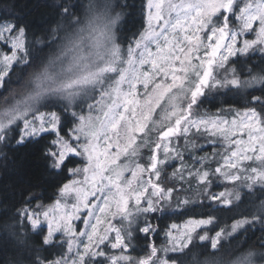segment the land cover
Returning a JSON list of instances; mask_svg holds the SVG:
<instances>
[{"label":"snow or ice","instance_id":"obj_1","mask_svg":"<svg viewBox=\"0 0 264 264\" xmlns=\"http://www.w3.org/2000/svg\"><path fill=\"white\" fill-rule=\"evenodd\" d=\"M249 53L264 65V0H0V264H264V67H227ZM233 88L242 110L201 111ZM237 184L259 195L219 228ZM241 230L259 242L225 258Z\"/></svg>","mask_w":264,"mask_h":264},{"label":"trees","instance_id":"obj_2","mask_svg":"<svg viewBox=\"0 0 264 264\" xmlns=\"http://www.w3.org/2000/svg\"><path fill=\"white\" fill-rule=\"evenodd\" d=\"M133 2V0H129V3ZM137 8H139L141 0H135ZM48 10L44 8L38 9L34 14L33 17H29V19H39L40 15L42 13H47ZM248 56H252L251 62H248ZM259 53H249L247 55H240L239 56V63L237 64H228L227 67L230 69L232 67H235L237 69V73L243 72L244 75L241 76V79L247 78V73L249 69L251 68L252 64L258 65V67L255 69V71H259L261 67H264V65H260L259 62ZM231 60H236V57H231ZM220 75L223 76V72H220ZM244 89H240L239 91L235 88L228 90V89H219L214 91L213 93L209 94V100L212 101L211 103L205 104L202 106L201 111H207L209 113H215L217 109L223 108V109H237L241 108L244 104ZM247 91H251V89H248ZM214 97V99H213ZM200 143L210 152L212 146L205 143V141L201 140ZM219 147V145L217 146ZM203 155V153H201ZM21 159H24L26 163H30V157L28 154L22 150L20 157ZM168 172H171V169H168ZM219 188L227 187V184L222 182L221 186H218ZM240 193L242 200L241 201H234V206L231 211H225L223 213H219V228H226L233 223L234 219H240L243 215L247 214V210L252 208V201L255 200L256 196L259 195V192L257 191L254 194H249L248 189L240 186ZM217 190V187H214L212 189L213 192ZM198 199V198H197ZM259 201L257 200L256 203ZM205 211L204 209H201L199 207L192 209L189 212H186L185 214H173L170 216H167L161 220H153V223L158 225L157 232L152 235L151 242L156 244L158 247L165 245L164 244V237H165V229L171 224L180 225L183 222H185L189 217L199 218L201 213ZM159 215V214H157ZM4 223V218H0V224ZM219 228L217 230H219ZM200 231V230H197ZM203 235L204 233L201 232ZM209 235H214L213 233H209ZM261 236V233L259 231L256 232L255 236L251 235V232L244 233L242 230L238 233L233 234L232 237L226 238L222 241L224 244V249H222L221 253L225 256V258H231L239 252L243 251L244 249L255 245L259 242V237ZM146 241L143 239L141 235V239L138 244L137 251H140V248L145 245ZM193 243L196 245L192 249L194 253H203V248L201 246L203 245H210V240L206 241H200L199 237H196ZM208 251H211L209 248ZM143 254V253H141ZM0 255H4L3 252H0ZM133 255H136V253H133ZM203 258V256H201Z\"/></svg>","mask_w":264,"mask_h":264},{"label":"rangeland","instance_id":"obj_3","mask_svg":"<svg viewBox=\"0 0 264 264\" xmlns=\"http://www.w3.org/2000/svg\"><path fill=\"white\" fill-rule=\"evenodd\" d=\"M249 38H254V36H250ZM141 91H143V89H141ZM227 110H228V109H225V111H227ZM215 113H216V112H215ZM234 114H235L234 112L231 113V114H229V115L227 116V118H228L229 120H231V119H232V116H233ZM156 118L158 119L159 116L157 115ZM244 139H247L246 134L244 135ZM224 183L227 184V187H224V188H223V187H222V188L217 187V190L215 191L216 193H219V192H221V191H225V190H231V189H233V187H234L233 184L228 183V182H224ZM218 184H219V186H221L222 182H218ZM240 186H241V185H239V184L236 185V187L238 188L239 191H240L239 188H241ZM240 192H241V191H240ZM132 206L134 207V202H133ZM112 210L115 211V205H114V204H113V208H112ZM249 210H250V209H248L247 212H248ZM82 215H83V213H82ZM93 222H94V221H93ZM73 223H74V225H75L78 229H81V228L84 227V224H83V222H82L81 220L73 221ZM113 223H118V218L115 219V220H113ZM184 224H185V222H183L182 224L178 225L179 227H178L177 229H173V230H172V231H173V234L179 236L180 233L184 231ZM105 226H106V225H105ZM230 227H231V226L229 225V226L227 227V229L230 230ZM197 230H200V229H197ZM234 234H235V233H234ZM163 242H164V244H167V243H168V238H167L166 236L164 237V241H163Z\"/></svg>","mask_w":264,"mask_h":264}]
</instances>
